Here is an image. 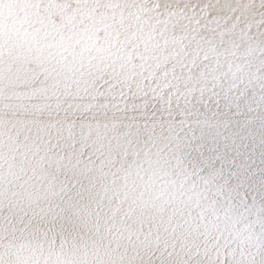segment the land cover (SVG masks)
Instances as JSON below:
<instances>
[{"label":"snow or ice","instance_id":"6c2138e0","mask_svg":"<svg viewBox=\"0 0 264 264\" xmlns=\"http://www.w3.org/2000/svg\"><path fill=\"white\" fill-rule=\"evenodd\" d=\"M0 264H264V0H0Z\"/></svg>","mask_w":264,"mask_h":264}]
</instances>
